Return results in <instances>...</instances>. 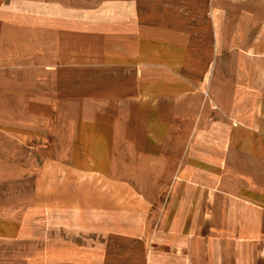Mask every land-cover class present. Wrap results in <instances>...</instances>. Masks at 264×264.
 Returning <instances> with one entry per match:
<instances>
[{
  "label": "crops",
  "instance_id": "1",
  "mask_svg": "<svg viewBox=\"0 0 264 264\" xmlns=\"http://www.w3.org/2000/svg\"><path fill=\"white\" fill-rule=\"evenodd\" d=\"M170 5L183 43L161 62L121 49L101 80L0 65L2 143L22 155L0 182L56 199L35 234L0 221V264H264V0Z\"/></svg>",
  "mask_w": 264,
  "mask_h": 264
},
{
  "label": "rangeland",
  "instance_id": "2",
  "mask_svg": "<svg viewBox=\"0 0 264 264\" xmlns=\"http://www.w3.org/2000/svg\"><path fill=\"white\" fill-rule=\"evenodd\" d=\"M171 2L0 0V65L22 72V63L57 64L101 80L108 78L110 64L118 62L121 49L137 46L149 56L157 49L161 62L171 56L169 47L183 43L181 22L175 17L181 11L173 10ZM8 13L14 17L11 26L6 20ZM161 72L165 76L166 70ZM159 88L163 93L168 87ZM3 135L0 129V174L7 168V159L22 156L6 150ZM49 185L52 188L54 183L0 182V221L28 222L33 234L39 231L40 222L54 221V214L43 213L56 200ZM27 190L30 196L24 195Z\"/></svg>",
  "mask_w": 264,
  "mask_h": 264
},
{
  "label": "bare ground",
  "instance_id": "3",
  "mask_svg": "<svg viewBox=\"0 0 264 264\" xmlns=\"http://www.w3.org/2000/svg\"><path fill=\"white\" fill-rule=\"evenodd\" d=\"M213 142V141H212ZM210 150V149H209Z\"/></svg>",
  "mask_w": 264,
  "mask_h": 264
}]
</instances>
